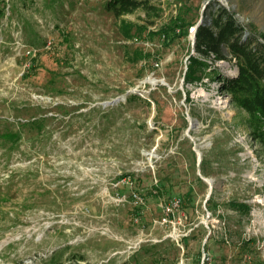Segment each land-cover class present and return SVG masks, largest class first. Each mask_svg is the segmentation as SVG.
<instances>
[{"label":"rangeland","instance_id":"rangeland-1","mask_svg":"<svg viewBox=\"0 0 264 264\" xmlns=\"http://www.w3.org/2000/svg\"><path fill=\"white\" fill-rule=\"evenodd\" d=\"M106 1L0 0V264H264V149L223 88L235 62L157 34L222 6L264 44V0ZM188 190L183 220L152 227Z\"/></svg>","mask_w":264,"mask_h":264},{"label":"trees","instance_id":"trees-1","mask_svg":"<svg viewBox=\"0 0 264 264\" xmlns=\"http://www.w3.org/2000/svg\"><path fill=\"white\" fill-rule=\"evenodd\" d=\"M157 1L107 0L105 8L115 17L138 8L146 13H154L153 11L158 9ZM170 23L157 31V34L162 36L164 45H169L176 36L187 35L188 27L193 22L179 18ZM243 29L229 10L218 6L211 10L209 20L204 19L197 25L193 49L204 59L212 57L214 60H234L236 74L223 78V88L230 95L231 101L247 114L253 136L264 149V44L251 40L249 37L243 38ZM189 60L184 80L198 81L201 78L194 75L192 66L202 64V61L191 55ZM30 124L35 127L40 123L32 121ZM6 137L18 138L20 133L18 131L9 132ZM155 189L158 195L169 196L171 194V187L169 185L165 187L161 179L159 186H155ZM191 195L192 191L188 190L181 197L179 196L182 208L190 203Z\"/></svg>","mask_w":264,"mask_h":264},{"label":"built area","instance_id":"built-area-1","mask_svg":"<svg viewBox=\"0 0 264 264\" xmlns=\"http://www.w3.org/2000/svg\"><path fill=\"white\" fill-rule=\"evenodd\" d=\"M196 27H197V24L189 27V30H188L189 35H192V36L195 35ZM131 196L133 198L134 203L139 204L143 202V198L138 193L132 192ZM181 202L182 201L179 196H172L169 199L160 201L159 206L161 209V213L159 216L152 218L151 220L152 227H156V226L163 225V224H167V225L171 224L172 226L171 229H173L174 224L182 221L183 220L182 218L185 217V215L183 214V210L181 208L182 206ZM183 236H184L183 233H180L178 235L172 234L170 237H172L175 242H178ZM144 240L145 239L143 238V236L139 234L136 236V240L128 246H133L134 248L135 247L138 248ZM206 257L207 256L203 255L201 264H204L206 262L205 261ZM206 264H209V263H206Z\"/></svg>","mask_w":264,"mask_h":264},{"label":"water","instance_id":"water-1","mask_svg":"<svg viewBox=\"0 0 264 264\" xmlns=\"http://www.w3.org/2000/svg\"><path fill=\"white\" fill-rule=\"evenodd\" d=\"M202 21V18H200V20L196 23L197 25H199V23ZM193 43H194V38H193V42H192V46H193ZM194 50V49H193ZM198 162H199V153H198ZM201 177H203V176H201ZM205 180H207V182L209 183V185H210V187H211V181H210V179H208V178H205V177H203ZM208 195H209V193H208ZM207 239V237L205 238V240Z\"/></svg>","mask_w":264,"mask_h":264},{"label":"bare ground","instance_id":"bare-ground-1","mask_svg":"<svg viewBox=\"0 0 264 264\" xmlns=\"http://www.w3.org/2000/svg\"><path fill=\"white\" fill-rule=\"evenodd\" d=\"M233 75H235V71H230L229 76H233Z\"/></svg>","mask_w":264,"mask_h":264},{"label":"crops","instance_id":"crops-1","mask_svg":"<svg viewBox=\"0 0 264 264\" xmlns=\"http://www.w3.org/2000/svg\"><path fill=\"white\" fill-rule=\"evenodd\" d=\"M141 245H142V244H141ZM141 245H140V246H141Z\"/></svg>","mask_w":264,"mask_h":264}]
</instances>
